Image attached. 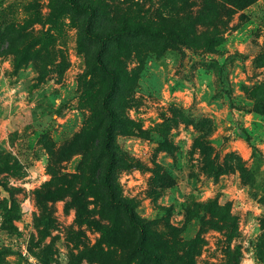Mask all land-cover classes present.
<instances>
[{
  "label": "rangeland",
  "instance_id": "1",
  "mask_svg": "<svg viewBox=\"0 0 264 264\" xmlns=\"http://www.w3.org/2000/svg\"><path fill=\"white\" fill-rule=\"evenodd\" d=\"M191 1L197 11L202 0ZM63 3L0 0V37L12 23L42 44L38 58L17 67L0 38V151L23 172L0 175V264H153L104 197L109 79L94 66L98 44L81 39L80 17ZM220 26L216 53L176 44L125 61L137 82L112 102L124 119L113 144L117 196L148 224L147 246L165 261L264 264V0ZM202 135L198 147L211 145L227 166L220 173L203 171Z\"/></svg>",
  "mask_w": 264,
  "mask_h": 264
},
{
  "label": "trees",
  "instance_id": "2",
  "mask_svg": "<svg viewBox=\"0 0 264 264\" xmlns=\"http://www.w3.org/2000/svg\"><path fill=\"white\" fill-rule=\"evenodd\" d=\"M115 1L117 0H64L63 3L80 17L81 39L98 44L93 55L94 66L109 79L108 87L101 97V108L106 116L100 142L105 167L101 178L104 197L113 208L124 212L129 226L137 231L135 251L153 264H182L179 261H165L160 253L150 250L147 244L152 233L148 224L137 216L129 201L117 196L118 186L114 172L118 155L113 144L118 126L124 123V119L119 108L112 102L117 101V94L123 93L126 86L132 91L136 87L137 72L128 71L125 62L132 52L138 55L143 52L159 54L170 45L177 44L193 52L216 53L225 40L220 26L222 19L231 17L235 11L245 10L259 0H202L197 11H193L191 0H158L159 7L153 12H145L140 3H136L134 8L126 6V0ZM103 20L106 21V26L102 25ZM4 27L2 37L8 38L6 40L10 44L9 51L14 55L15 66H22L38 58L42 44H37L40 45L37 48L35 41H26L21 30L12 23ZM2 37L0 38L5 39ZM125 40L132 41L126 46L122 44ZM113 44L118 47L114 56L108 59L107 54ZM204 139L203 135L198 137L195 145L204 156L203 171L209 175L220 173L227 166L219 165L216 158H213L215 151L211 145L205 143L198 147V141ZM21 168L19 161H12L8 153L0 151V175L9 173L15 177L21 176ZM239 169L242 170L241 165ZM0 186H3L1 181ZM8 213L10 210L6 208L5 217Z\"/></svg>",
  "mask_w": 264,
  "mask_h": 264
}]
</instances>
